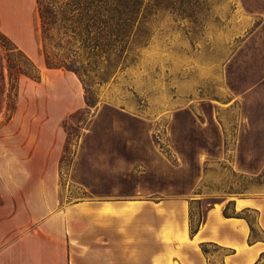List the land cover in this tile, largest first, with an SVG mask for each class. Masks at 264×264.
<instances>
[{
    "label": "rangeland",
    "instance_id": "rangeland-1",
    "mask_svg": "<svg viewBox=\"0 0 264 264\" xmlns=\"http://www.w3.org/2000/svg\"><path fill=\"white\" fill-rule=\"evenodd\" d=\"M191 2L192 17L186 0L148 9L105 82L93 71L103 65L88 68L91 106L76 74L46 67L35 1L27 23L1 21L0 228L1 208L26 218L47 183L58 208L177 196L194 201L195 221L222 197L264 196V0ZM10 31L37 36L29 55L42 72L20 77L12 114L7 58L21 46Z\"/></svg>",
    "mask_w": 264,
    "mask_h": 264
},
{
    "label": "crops",
    "instance_id": "crops-1",
    "mask_svg": "<svg viewBox=\"0 0 264 264\" xmlns=\"http://www.w3.org/2000/svg\"><path fill=\"white\" fill-rule=\"evenodd\" d=\"M34 1L0 0V27L27 23ZM8 34L32 53L36 35ZM49 188L39 187L42 202L24 219L20 209L1 208L0 264H209L202 242L229 250L221 264H264L263 195L213 201L191 236L186 197L85 199L58 208Z\"/></svg>",
    "mask_w": 264,
    "mask_h": 264
},
{
    "label": "trees",
    "instance_id": "trees-1",
    "mask_svg": "<svg viewBox=\"0 0 264 264\" xmlns=\"http://www.w3.org/2000/svg\"><path fill=\"white\" fill-rule=\"evenodd\" d=\"M205 1V0H203ZM186 17H192L191 0H186ZM163 0H36L37 14L40 19V33L43 43L44 62L48 69H62L73 72L83 83L85 102L91 106L92 94L89 67L103 65V71H95L94 78L105 82L120 64L128 60V39L134 32V23L148 9L158 10ZM173 4V0H170ZM18 58H7L8 83L6 88L3 66L1 68L2 91L7 90L6 109L11 112L16 108L19 81L25 76L40 81L42 72L34 60L21 48ZM81 52L88 54L87 60ZM112 72V73H111ZM89 79V80H87ZM9 115L11 118L12 115ZM65 125V124H64ZM66 129V126H64ZM194 201L190 202V205ZM192 209V207L190 206ZM228 215V206L224 209ZM190 235H194L205 220L199 216L194 220L189 215ZM215 252L228 253V249L213 242H202L201 250L208 257ZM222 254V255H223Z\"/></svg>",
    "mask_w": 264,
    "mask_h": 264
}]
</instances>
